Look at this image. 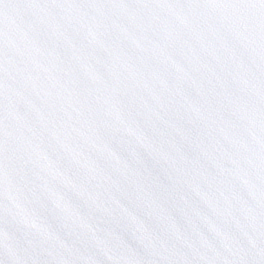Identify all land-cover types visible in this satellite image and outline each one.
I'll return each instance as SVG.
<instances>
[{"label": "snow or ice", "instance_id": "snow-or-ice-1", "mask_svg": "<svg viewBox=\"0 0 264 264\" xmlns=\"http://www.w3.org/2000/svg\"><path fill=\"white\" fill-rule=\"evenodd\" d=\"M0 264H264V0H0Z\"/></svg>", "mask_w": 264, "mask_h": 264}]
</instances>
